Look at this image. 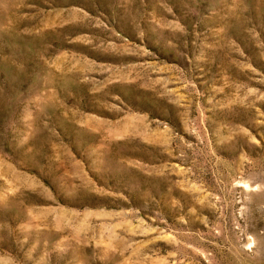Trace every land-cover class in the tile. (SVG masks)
I'll return each mask as SVG.
<instances>
[{
	"label": "rangeland",
	"instance_id": "374dc122",
	"mask_svg": "<svg viewBox=\"0 0 264 264\" xmlns=\"http://www.w3.org/2000/svg\"><path fill=\"white\" fill-rule=\"evenodd\" d=\"M0 264H264V0H0Z\"/></svg>",
	"mask_w": 264,
	"mask_h": 264
}]
</instances>
